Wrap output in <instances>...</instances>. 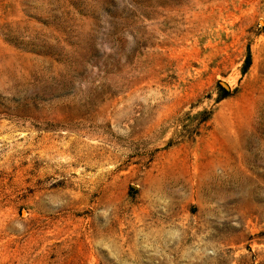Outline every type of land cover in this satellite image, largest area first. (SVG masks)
Segmentation results:
<instances>
[{"label": "rangeland", "instance_id": "rangeland-1", "mask_svg": "<svg viewBox=\"0 0 264 264\" xmlns=\"http://www.w3.org/2000/svg\"><path fill=\"white\" fill-rule=\"evenodd\" d=\"M0 264H264V0H0Z\"/></svg>", "mask_w": 264, "mask_h": 264}]
</instances>
